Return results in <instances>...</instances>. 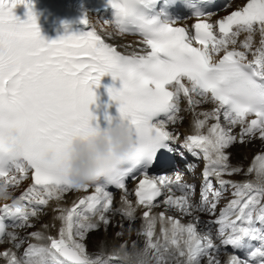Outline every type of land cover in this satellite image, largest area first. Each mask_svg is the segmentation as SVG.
<instances>
[{
    "label": "snow or ice",
    "instance_id": "obj_1",
    "mask_svg": "<svg viewBox=\"0 0 264 264\" xmlns=\"http://www.w3.org/2000/svg\"><path fill=\"white\" fill-rule=\"evenodd\" d=\"M164 2L169 4L171 0ZM19 4L27 10L23 21L12 11ZM201 5L202 10L191 15L196 22L189 29L177 26L178 20L158 10L159 0H107L112 18L103 20L102 28L108 26L118 35L140 38L139 51L124 55L105 42L86 14L79 23L87 30L45 41L32 11V0H0V186L10 191L29 174L31 178V184L18 198L0 206V241L7 238L12 244V248L0 251L6 264H124L116 250L126 249L125 244L106 256L98 254L93 258L83 241L101 223L109 224L106 214L113 211L112 188L125 193L121 196L123 207L115 209V213L130 222L135 219L136 209L126 195L128 179H138L135 205L146 209L140 234L146 237L143 250L150 252L153 264H200L203 257H207V264H220L214 255L220 249L207 233L200 234L196 223H181L164 212L150 214L165 188L184 193L164 198L167 208L185 214L215 211V200L221 192L213 191L212 176L221 189H233L234 198L205 227L211 223L219 226L222 245L235 246L243 236L257 238L254 228L241 225L264 221V189L251 181L230 183L221 176L240 171L238 167L229 170L225 152L237 139L232 134L233 127H240L241 142L257 135L264 141V0H246L215 24L205 19L212 13ZM257 33L259 45L254 47ZM242 34V50L230 47L237 45ZM105 75L113 81L118 79L120 87L106 89L109 99L117 104L118 116L105 112L104 119L107 124L127 123L133 132L134 149L125 161L114 166L107 179L92 185H72L45 167L41 156L47 149L60 152L72 136L87 132L89 122L97 121L89 105L96 101L93 88L99 87ZM181 97L189 109L206 103L214 106L210 111L194 113L204 118L195 119V134L187 136L181 145L194 157L202 154L206 162L198 206L190 203L186 189L191 186L180 184L179 174L175 180L149 175L162 151H175L171 146L173 134L166 125L176 122ZM221 119L228 127L222 126ZM209 120L215 123L208 126ZM261 171L264 154L254 157L247 174ZM90 189V194L70 207L57 204L53 209L58 213L55 219L60 221L57 236L33 232L30 236L37 243H28L19 255L12 250L20 249L24 240L15 231H8L9 227H31L29 219L50 201L59 202L69 192L87 193ZM209 194L213 198L210 205ZM5 216L16 222L5 224ZM157 222L160 236L154 240ZM227 264H264V246L253 250L247 260L231 255Z\"/></svg>",
    "mask_w": 264,
    "mask_h": 264
},
{
    "label": "clouds",
    "instance_id": "obj_2",
    "mask_svg": "<svg viewBox=\"0 0 264 264\" xmlns=\"http://www.w3.org/2000/svg\"><path fill=\"white\" fill-rule=\"evenodd\" d=\"M134 145L133 132L127 123L114 121L97 127L90 121L87 132L72 136L60 152L45 150L41 161L72 185H92L107 179L114 166L126 160ZM250 181L255 187L264 189V171L254 173ZM11 199V191L0 186V201ZM116 251L124 264H153L150 252L143 248L127 247Z\"/></svg>",
    "mask_w": 264,
    "mask_h": 264
},
{
    "label": "bare ground",
    "instance_id": "obj_3",
    "mask_svg": "<svg viewBox=\"0 0 264 264\" xmlns=\"http://www.w3.org/2000/svg\"><path fill=\"white\" fill-rule=\"evenodd\" d=\"M87 16L89 17L91 23H93L95 26H97L101 31L104 32L106 29L110 28L108 26H104L102 28V23H103V20H105V19L101 17V13L100 12H98V11H90V12H88ZM98 20H99V22H98ZM116 38H117V41L119 43H122V42H124L123 38H125V37L121 38V37L117 36ZM126 38L131 39L132 37L131 36H126ZM243 39H244V35H241L240 37H238L237 38V45L240 46V42L243 41ZM253 44H254V47L258 46L259 45L258 40L253 38ZM249 55L251 56V53H249ZM251 59H252V56H251ZM180 103L183 104V105H186L185 101L183 99H181ZM186 108L188 109V114H189V117H190V121H188V125L187 126H182L184 132L189 131L188 129H194L195 130V128H194L195 119H197V118L203 119L204 118L203 116H197L195 114L211 110L210 103H206V104H203V105H201V104L197 105L194 109H189L188 104H187ZM214 122H215L214 120H209L207 122V125L210 126ZM224 127H227V126L225 125ZM206 130H207V128L204 129L205 132H206ZM232 134L236 136V133L235 134L232 133ZM240 142H241V140H240V136H239V137H237L236 141H234L233 144H232V145H236L238 143L236 145V147L232 148L233 152L236 150V151H239V152L241 151L242 153L248 155L251 158V163L253 162L254 157L260 154L259 152H254L256 150L253 151V149L258 148V147H264V141L259 139L258 136L256 138H246V139H244L243 142L246 144V146H240V144H239ZM232 145H230V146H232ZM225 152H226V154L228 153L227 150H225ZM30 184H31V181L27 178V179H25V180L20 182V185L17 187V190H19L20 192H24L23 190H20V189L22 187L28 188ZM69 201H72V192H69V193L65 194L63 200H61L59 202L50 201L49 204L43 208V210L41 212H43L44 210L47 211V218L46 219L48 220V224H47V229L48 230H51V231H54V232L58 233V230H59V227H60V221L55 219V217L58 215V213L55 212L53 209H55L57 207V204H59L62 207H68ZM116 220H117V218L115 219V221ZM54 222L56 224L52 225V223H54ZM122 225H123V223L122 224L119 223L117 228L114 225H110L109 226L110 232H107L105 234H100L98 231H93L91 234L95 235V239H92V241L89 242V245H88V241H86V237H85L84 242H85L86 248L88 250H90L91 252H93L95 250V246L100 243L104 247H107V249L109 248L110 252H112L115 248H118L121 244H125L126 246H128L124 242L121 243V244L117 243L118 240L121 239V233H119V231H120V228H122ZM118 233H119V235H117ZM138 236L139 235L136 232H134V237L135 238H139ZM90 245H91V247H90Z\"/></svg>",
    "mask_w": 264,
    "mask_h": 264
},
{
    "label": "rangeland",
    "instance_id": "obj_4",
    "mask_svg": "<svg viewBox=\"0 0 264 264\" xmlns=\"http://www.w3.org/2000/svg\"><path fill=\"white\" fill-rule=\"evenodd\" d=\"M240 146H246L245 144H241ZM255 149H258V148H255ZM240 174H242L243 172H239ZM117 227V226H115ZM100 234H103V230H100L99 231ZM129 231H127V229L124 227V228H120V233H122V235H125L126 233H128Z\"/></svg>",
    "mask_w": 264,
    "mask_h": 264
}]
</instances>
